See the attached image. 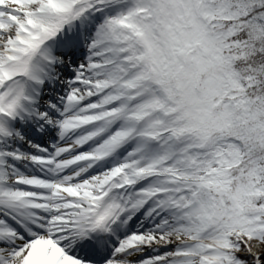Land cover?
Masks as SVG:
<instances>
[{
	"label": "snow or ice",
	"instance_id": "1",
	"mask_svg": "<svg viewBox=\"0 0 264 264\" xmlns=\"http://www.w3.org/2000/svg\"><path fill=\"white\" fill-rule=\"evenodd\" d=\"M0 264H264V0H0Z\"/></svg>",
	"mask_w": 264,
	"mask_h": 264
}]
</instances>
